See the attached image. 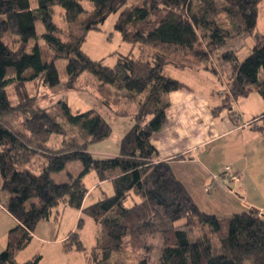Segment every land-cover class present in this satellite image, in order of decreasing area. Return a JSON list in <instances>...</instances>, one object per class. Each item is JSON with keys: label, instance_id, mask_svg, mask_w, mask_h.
<instances>
[{"label": "trees", "instance_id": "trees-1", "mask_svg": "<svg viewBox=\"0 0 264 264\" xmlns=\"http://www.w3.org/2000/svg\"><path fill=\"white\" fill-rule=\"evenodd\" d=\"M36 1L32 8L30 0H0V174L8 195L0 201L17 221L0 251V264H39V253L23 262L17 254L31 242L38 223L60 205L80 209L97 223L96 242L89 249L81 239L82 216L63 243L66 251L86 253L90 264H126L120 254L127 249L141 250L145 256L139 264H149L146 238L154 236L162 240L159 264H264V211L250 207L218 215L202 210L151 142L165 124L168 94L187 86L165 70L169 65L203 64L215 71V63H228L230 93L223 106L255 91L264 99V33L256 34L262 0H141L134 6L128 0H87L91 9L83 0ZM56 4L70 26L66 37L53 19ZM83 13L88 16L76 22ZM113 13L118 15L116 30L132 50L110 67L90 57L83 44ZM154 13L156 19L148 24ZM220 13L229 25L219 21ZM37 21L44 25L40 35ZM243 34H254L255 43L241 61L236 50L223 48ZM38 36L50 48V59L44 57ZM60 60L66 61L64 81ZM85 71L93 74L89 80L96 81L91 86L103 104L133 121L114 156L98 158L89 151V144L113 132L97 109L74 110L64 99L42 106L27 87L39 79L49 87L78 90ZM10 85L16 88V100L9 96ZM258 118L264 119V110ZM53 134L63 139L50 144ZM38 154L44 156L42 164L27 168ZM73 160L81 162L80 171H68L67 180L57 181L53 175L66 171ZM116 170L114 193L83 206L89 191L85 176L94 171L102 181ZM194 227L202 230L195 239L190 235Z\"/></svg>", "mask_w": 264, "mask_h": 264}, {"label": "crops", "instance_id": "crops-1", "mask_svg": "<svg viewBox=\"0 0 264 264\" xmlns=\"http://www.w3.org/2000/svg\"><path fill=\"white\" fill-rule=\"evenodd\" d=\"M30 4L32 8L37 7L36 0L30 1ZM214 67L215 71L203 64L198 68H178L172 65L165 68L171 76L187 86L168 94L169 106L166 109L165 124L153 134L151 142L157 148L159 157L171 162L176 176L186 185L202 210L225 215L222 209H225L226 202L231 204V198L234 197L238 202L235 207H246V193L250 194L254 179L256 178L257 187L262 184L260 175L264 174V129L260 123L262 119L258 117L263 110L254 112L249 103H240L239 98L233 100L230 107L223 106L224 96L230 93L228 82L232 70L230 65L224 62L215 63ZM236 115H239L238 119L235 118ZM225 164L232 165L241 173L242 180L239 183H230L228 188L219 178L216 189L210 194L207 193L205 183L210 179V175L218 174ZM94 173L96 180L92 185L85 183L89 188L88 194L100 188L105 196L108 192L103 189V185L111 183L113 188L112 179L120 171H112L109 178L102 181L96 172ZM7 196V192L2 190L0 174V197L4 200ZM250 203L254 204L253 201ZM83 206H86L85 200ZM67 208L69 210H66ZM71 209L75 208L60 205L48 219L40 221L31 242L17 254V260L23 262L37 253L41 254L43 259L44 254L40 251L32 256L27 254L20 258V254L30 244L35 243L41 247L53 245V253L80 254L76 252L81 251H66L63 247L64 241L70 231L76 229L82 215L80 209ZM259 209L264 210L263 206ZM66 213L68 217L65 223L68 227L62 228ZM16 222L0 201V251L5 248L8 231ZM81 239L83 240L82 237ZM84 254L88 261L87 254Z\"/></svg>", "mask_w": 264, "mask_h": 264}, {"label": "rangeland", "instance_id": "rangeland-1", "mask_svg": "<svg viewBox=\"0 0 264 264\" xmlns=\"http://www.w3.org/2000/svg\"><path fill=\"white\" fill-rule=\"evenodd\" d=\"M34 2L35 0H30ZM141 0H128L127 5L128 6H134L136 4H140ZM84 5L91 9L92 5L91 2L87 0H83ZM53 8V19L54 21L62 27V36L66 37L68 33V29L70 26H68V23L66 22L63 8L62 6L56 4L52 6ZM159 14V12H157ZM156 13H154L149 21L148 24H152L153 21L156 19L157 16ZM86 16H88V13H83L78 16L76 22H79L80 20L84 19ZM117 14L113 13L111 14L106 21L101 24V27L99 29L91 30L87 36V39L85 43L83 44V50L93 59H102L103 62L106 65H109L110 67H114L118 56L122 54H128L132 50V44L129 42H126L122 39V36L118 30L115 28V22L117 19ZM219 21L224 25H229L230 20L226 17L224 13H220L218 15ZM36 30L38 35L42 34L44 32V25L42 21L36 22ZM256 34L264 33V0H262L259 3V13H258V21H257V29ZM39 38L38 43L41 47L42 53L46 59H50L52 57V52L44 39L41 36H38ZM255 43V36L252 35H246L243 34L238 38H234L232 40H229L226 45L224 46L223 50H236L239 54V58L242 61L250 52L252 49L253 44ZM18 45V44H16ZM133 52L135 54H138V48L136 47L133 49ZM146 58V54L143 56V58ZM144 58V59H145ZM65 64L66 61H58V67L60 70V76L62 80L64 81L63 77H66V70H65ZM94 76L89 71H85L81 74L78 80V90L74 89H67L63 86H55V87H49L46 85H42L41 81L39 79L34 81L27 82V87L31 94L36 95L38 97L39 103L42 106H48L55 104L60 99L67 100L69 105L74 109H81L82 111L94 108L97 109L112 125L113 127V134L102 141L94 142L89 144V151L98 158L103 157H109L114 156L119 153V146H120V140L122 136L127 132V130L132 126L133 121L126 117V116H120L114 113L109 107L105 106L98 97V94L96 92V89L91 86L93 82H96L95 80L91 81L89 79H93ZM90 84L88 83V81ZM93 89V90H92ZM7 91L9 93V96L16 100V88L14 85H10L7 88ZM240 103H249L252 110L254 112H260L261 110H264V99L258 92H253L248 98L247 97H241L239 98ZM246 120V119H244ZM262 124L261 127L264 129V119L260 121ZM63 139V136L60 134H53L50 139V144H57L60 140ZM116 152V153H114ZM44 156L38 154L35 155L30 161H33L29 163L26 167L31 168L33 170L37 169V167L42 164L44 161ZM226 165V164H225ZM223 165L221 171L225 167ZM82 167V164L79 160H73L68 163L66 171L60 172L58 174H54L53 176L57 181L67 180V172L71 171L73 173H78ZM221 171L218 172V174H215L217 177V180L219 179V175ZM212 175H210L211 177ZM242 176V175H241ZM209 177V178H210ZM260 179L262 181V184L260 187H257L255 185L256 178L254 179L251 192L249 195L246 193V201L245 206L246 207H255V208H261L263 206L264 208V174L260 175ZM96 180V176L94 172H91L87 174L84 178L85 183L88 186H91L92 183ZM220 182H222V178L219 179ZM255 185V186H254ZM103 189L108 192L107 195H111L114 193V187L112 188L111 183H106L103 185ZM230 187V184L227 186ZM242 196V194H240ZM104 196V193L101 191L100 188H96L95 190H92L91 193H89L85 199V205H88L92 202H95L96 200L102 198ZM232 197V196H231ZM253 201L254 204H251L250 202ZM225 209H222L225 212V215L242 212L246 207H235V205L238 204L237 199L232 197L231 198V204L226 202ZM66 210H69L67 208ZM71 211H75V209H71ZM222 211V212H223ZM262 211V210H261ZM264 211V210H263ZM222 215V214H221ZM82 216V215H81ZM68 217V214L64 216V221L62 223L63 227H68V225L65 223L66 218ZM84 217V225L82 229L80 230L81 237L83 238L85 244L87 247H91L96 242V236L98 232V225L97 223L90 217L83 215ZM202 232L201 228L194 227L190 229V235L192 238L195 239V237ZM146 241L151 244V250L149 254L146 256L148 259L149 264H159V257H160V249L162 245V240L159 236L154 237H148L146 238ZM25 249V248H24ZM54 246L51 245L49 247H41L39 244H30L28 248L24 252L20 254V258L25 257V255L32 256L33 253H36L38 251L43 252L44 257L41 261V264H90L89 261L85 258V254L83 252H76L80 253L78 255L74 254H66V253H53ZM61 251V250H60ZM69 253V252H68ZM121 259H124V263L126 264H139L140 259L144 257V253L141 250H131L127 249L124 251V253L120 254ZM84 256V257H83Z\"/></svg>", "mask_w": 264, "mask_h": 264}, {"label": "built area", "instance_id": "built-area-1", "mask_svg": "<svg viewBox=\"0 0 264 264\" xmlns=\"http://www.w3.org/2000/svg\"><path fill=\"white\" fill-rule=\"evenodd\" d=\"M242 174L236 171L232 165H225L221 171L219 178H222L224 183L228 186L230 183H239L242 180ZM216 175H212L210 179L205 183V190L207 193H212L217 185Z\"/></svg>", "mask_w": 264, "mask_h": 264}, {"label": "water", "instance_id": "water-1", "mask_svg": "<svg viewBox=\"0 0 264 264\" xmlns=\"http://www.w3.org/2000/svg\"><path fill=\"white\" fill-rule=\"evenodd\" d=\"M254 210L258 211V212H260L262 214V211L260 209L254 207Z\"/></svg>", "mask_w": 264, "mask_h": 264}]
</instances>
